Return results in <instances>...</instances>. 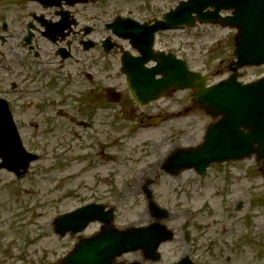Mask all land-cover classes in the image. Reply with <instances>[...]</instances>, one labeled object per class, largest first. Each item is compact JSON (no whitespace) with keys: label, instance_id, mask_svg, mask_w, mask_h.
<instances>
[{"label":"rangeland","instance_id":"1","mask_svg":"<svg viewBox=\"0 0 264 264\" xmlns=\"http://www.w3.org/2000/svg\"><path fill=\"white\" fill-rule=\"evenodd\" d=\"M47 12L46 9L32 0H0V27L4 20L11 25L8 32V34H11L10 40L0 45V60H11L20 72L18 74L16 72V75H14L0 68L1 86L9 88V91H11V79L15 76L20 81V77L26 73V71H22L25 68L16 63L15 59L17 58L12 56V41L14 39L18 40L26 32V23L33 21L32 14H47ZM201 30H204V35L198 37V34L202 33ZM13 32L15 35H12ZM235 33L229 28L218 26L212 28L198 27L191 29L187 33L180 31L175 36L174 49L180 56L189 61L193 69L207 72L210 75L209 83H215L231 74L229 65L235 59ZM40 43L43 48H45V44L48 45L47 41L44 40H40ZM124 46L127 47V44L124 43ZM94 50L93 53L96 54L98 48ZM41 55L42 57H34L26 47H22L19 50L18 57H22L30 65L31 79L24 84V90L22 94H19L17 112L22 119L25 134L30 137V140L33 133L38 134L40 135L39 141L44 145L47 141L51 144V147L52 145L61 144L62 151L60 153L61 156H53L51 153V158L48 156L46 159L36 161L31 166L28 177L23 180L21 188H16L14 185L15 177L12 174L5 173V171L0 172V211L4 212V216L0 218V221H2L7 234L11 235L18 232L23 238L22 240H24L25 236H23L22 232L30 230L29 241L40 240L46 231V229H40V227L49 225L45 222L48 215L54 211L72 210L77 205L90 201L88 199L91 196H95L96 199L100 200L108 199L112 203H115V199L123 200L122 206L116 203L120 207L119 213L121 216L118 218V222L122 227L150 224L153 219L147 213V201L144 195L139 196L141 201L132 200L127 204L124 199H121V193L116 190L119 188L118 185L123 183L122 179L128 173L133 174L139 170L140 167L137 166L141 163H137V166L131 169L120 162L101 164L102 157H99L98 153L94 152L95 146H90L87 142L78 152L82 156L76 159V137L71 135L70 130H76L77 110L78 108L84 109V103H93L96 110L100 102L96 101V97L92 93L91 98L94 99L93 101H88L84 98L83 102L77 104L69 98L67 103L61 104L59 99L62 96L59 93L65 92V97H69L70 91L85 89V87L77 81L76 86L70 87H67L62 82V79L56 82L58 75L54 72V67L49 65L50 68L47 70L48 63L41 64L40 61L42 59L47 60L48 56H46L44 51L41 52ZM263 75L264 65L250 67L242 71V80L247 82ZM180 95H184L181 102L166 100L169 103V112L179 111V108L186 112L185 107L193 106L194 103L191 100L193 99L192 90L181 92ZM58 105L65 108L66 114L64 117L57 116L56 107ZM196 106L188 111L192 113L191 116L183 120H170L164 127L142 132L133 139L126 140L125 143L118 141L107 149L105 153L111 151L115 153L119 148H123L126 153L136 154V148L142 142L150 143V139H161V145L156 149L158 154H161L167 148L164 146L168 145L169 139L177 143H186L183 136L178 139L179 133L185 129L191 131L193 142L202 139L206 125L211 119ZM103 112L104 110H100L95 117L93 127L89 130L101 128V126L106 127L108 124L111 130L110 122L99 116ZM32 119L39 120L38 128L30 123ZM179 125H182V127L178 129ZM119 134L121 133L112 132L111 130L108 137L115 139L116 137L118 138ZM31 144L33 145V143ZM46 153L50 154V147H48ZM93 155H95L94 158H91ZM156 156L151 157L149 160H144V166L160 158V155ZM80 169L87 170L83 175V180L87 183L84 188L80 185L83 182L80 179H76V171ZM114 176H117L119 180L110 183V179ZM95 177L110 179L107 182L103 181L101 184ZM162 180L160 185H154L153 188L156 196L161 200L159 204L171 211L170 218L164 220V223L176 231L175 240L163 246V248L167 249L165 261L168 263L174 259L173 254L180 256L187 250V244L184 243L186 241L183 226L187 221L191 220L193 235L197 237V241L192 243V251L195 255H202L203 264H236L237 256L234 251L236 249H233L234 245H232V242H235V237L237 236L246 237L249 229L248 215L242 213L238 219H235L230 217L229 211L234 209L233 205L237 203V198L239 199V197L245 199L250 197L253 201H258L261 205L264 204V179L261 173L256 171L253 162L240 161L235 164H220L212 167L207 177L203 179L192 176V181L189 185L191 187L189 191L192 190V192H189L187 196L183 193L187 186L185 187L182 183L170 179ZM130 183L134 184V180L130 181ZM110 184H114L113 187ZM31 185L36 187L34 191L29 189ZM93 189H95L94 193L91 191ZM76 190L78 193H83L81 200L77 198L79 194H76ZM47 193L49 196L63 193L62 201L58 202L60 205L51 211H46L44 208L40 209L41 201L39 197ZM110 196H115L116 198H110ZM31 203L37 205L32 211L30 210ZM250 204V202L247 203V208L244 207V209L248 210ZM233 221L236 224L234 232L232 230ZM224 223L225 225H223ZM0 226L2 227V225ZM212 241L216 243L215 247H210L209 243ZM63 242L65 249L73 245V241L68 238L63 240ZM16 245L20 247V242ZM41 245H34L31 248ZM21 246H24V243ZM198 246H204L205 248L195 250ZM248 247L243 245L241 249ZM171 248H174L177 252L174 253ZM240 264L247 263L240 262Z\"/></svg>","mask_w":264,"mask_h":264},{"label":"flooded vegetation","instance_id":"2","mask_svg":"<svg viewBox=\"0 0 264 264\" xmlns=\"http://www.w3.org/2000/svg\"><path fill=\"white\" fill-rule=\"evenodd\" d=\"M180 1L182 0H76V4L73 6H67L65 4L62 6L61 10L63 8L69 10V20L76 18V27L65 40L61 42L50 41L55 49L53 51H46V54L50 57V61L55 64L58 75L56 77L57 80L63 78L62 81L67 87L76 86V81L79 82L83 87L88 88L87 95L91 97L93 93L96 101L100 102L98 107H96L97 111L94 109L93 104L84 103V109L78 108V115H84V118L78 120V124L83 125V128L86 129L92 127L95 123V117L100 110H104L99 116L110 122L112 132L125 134L120 139L117 138L112 141L105 148H109L118 141L125 143L126 140L133 139L142 132H148L151 128L164 127L169 120L182 119L183 114L167 115L168 107L165 108L161 105L162 99L153 100L145 105L138 103L129 91L126 75H124L122 70L124 51L120 49H114L110 52L98 50L94 54L93 52L95 50L91 51L84 48V41L92 39V41H95L94 49L97 47L101 49L103 48L102 43L106 38L115 40L116 36L107 28L105 29L106 35L97 44V39L94 35H101L99 26L107 27L108 24L120 16L131 17L141 24H152L164 12L177 5ZM58 12L57 9L53 10V14L56 17L55 20L59 19L57 16ZM2 41H5V38ZM60 48L68 49L60 50ZM16 87L17 83L15 82L13 88ZM59 95L62 96L59 99L60 102L66 103L69 100V97H65V92L59 93ZM114 127L117 129L114 130ZM101 128L102 134L110 141L108 137L111 131L109 124L106 127L101 126ZM160 142L161 139H153L149 145H145L142 142L136 148V154L128 153V163L125 165L131 169L137 166V163H141L137 166L141 167L144 165V160H149L155 155H157L156 157L160 155V158L150 163L158 160L163 161L175 149L177 143L169 139L170 147L161 155L156 150ZM100 154H103V151ZM133 175L134 173H128L126 175L127 180H134ZM104 181H108V179ZM113 182L114 179H110V183ZM147 182L151 183L152 180L148 179ZM81 187L84 188V185ZM91 191L94 193L95 189ZM110 198L115 199L116 197L110 196ZM121 199H123V195ZM115 201L117 203L123 202V200L117 199ZM256 208L257 205L250 209L249 212L254 214ZM48 229L50 233L49 235H43L40 239L42 241L38 239L34 242L26 241L24 246H20L19 249L13 246H7L0 241V264H63L66 253L72 251L76 247V243L65 249L64 238L56 234L54 227ZM101 230H103V226L98 225L94 233ZM262 230H264V223ZM38 244L42 245L31 248ZM15 250L17 251V255L14 254ZM236 253L237 264L240 262L264 264V238L250 242V248L247 251L236 248ZM176 261L178 260L169 262L168 264ZM138 263L153 264L146 260L142 252L123 255L117 258L113 264Z\"/></svg>","mask_w":264,"mask_h":264},{"label":"water","instance_id":"3","mask_svg":"<svg viewBox=\"0 0 264 264\" xmlns=\"http://www.w3.org/2000/svg\"><path fill=\"white\" fill-rule=\"evenodd\" d=\"M228 2L226 7H235L236 13L234 17L226 20H221L217 16L221 6L217 0L210 1V4L217 8L214 13L202 14V7L189 9V11L197 12L200 18L208 21H219L239 27L240 35L237 39L236 50L239 60L235 66L264 63V0H229ZM177 14L181 16L183 9H180ZM190 17L189 12L184 20L188 21ZM167 26L169 24L163 23L157 29ZM133 41L142 50H148V45L152 43V40L134 39ZM158 59L161 60L159 71L165 76L166 83L171 80L179 88H195L196 102L208 113L214 116L222 115V119L210 127L202 146L192 151L193 165L206 167L212 161L244 158L254 152L264 159V78L256 83L242 85L237 81V75L234 74L226 81L205 88V79L188 72L181 61L173 57L164 58L161 55ZM142 87L144 84L134 83L135 90ZM0 113L3 118L0 129V157L4 159V165L18 169L19 167H15L18 165L15 162L18 161L11 158L12 154L8 152L10 144L13 148V140L10 127L7 122L5 123L8 116V109L5 105H0ZM4 129L7 130L8 135L5 134ZM14 154L20 155L21 153L18 150ZM30 158L29 156L24 157L19 166L26 168ZM98 209L95 206L84 207L65 215L57 225L65 227V232L68 229H73L75 232L81 231L90 221L101 218V212ZM105 221L108 222L110 228L109 220ZM170 238L171 233L164 226L132 228L126 232L110 228L102 235V238L84 244L81 250L86 251L93 262L99 259V257L91 256L94 251L112 250L109 258H114L115 251L124 252L140 248L155 250L160 242Z\"/></svg>","mask_w":264,"mask_h":264}]
</instances>
